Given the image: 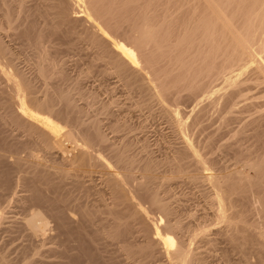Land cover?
Here are the masks:
<instances>
[{"label": "rangeland", "instance_id": "1", "mask_svg": "<svg viewBox=\"0 0 264 264\" xmlns=\"http://www.w3.org/2000/svg\"><path fill=\"white\" fill-rule=\"evenodd\" d=\"M72 1L73 0H0V39L7 49L3 57V63L4 61H7V64H5L6 66L4 65L5 69L7 68L16 72L18 69L19 71L23 72L22 74L31 79L33 81V85L35 84V87H37L38 90L36 94L39 97L43 96V79L37 75V72H35L37 71V67L34 71V64H36L37 61L41 60L42 58H45V54V59L48 62L58 65L59 67H61L62 71L65 70L61 73H56L57 75L53 73L54 76L52 77L50 75L52 79H54L53 77H55V79L57 80L54 79L53 81L51 80V78L50 80L47 78L46 81L48 83L50 81V85L53 84V86H51L52 89L60 90L64 87H69L76 82L74 81L75 78H79L76 89L71 90L73 91L71 92V96L73 97L72 99L74 100L73 102L79 107L76 108L74 106L73 108L70 105L69 108H76L77 111L79 110V113L80 111L84 112L85 110L90 113H85L88 114L85 115L83 112L81 114H77L76 111H67V115H70L69 117H71L72 113H75V115L77 114L79 116L77 119L80 118L81 120L88 121L89 117L92 118V116H94L96 110L95 108L97 106H100L102 103H111L112 101L111 112L115 113H112V115L114 116L104 114V116L106 115L105 118L103 114H99L97 113V111V114H95L97 117L100 116L99 119L101 118L100 120L103 132L106 133L107 137L110 140L115 138L116 140H118V138L120 139L124 136L128 137L130 144H132L129 148V154L134 161V163L132 164V169L134 167L132 173H134V176L137 178H140L142 174H144V176L152 175L153 178H156L155 183L157 184L160 196L166 197L170 202L171 207H173V210L175 209L174 212L176 213L175 215L173 214V218L174 221L177 220L179 222V225H181L180 227L183 229L180 230V235H183L181 238L185 236V238L183 239L188 240V238L191 236L190 234L193 233L192 231H197L198 226L199 228L200 226H203L204 229H208L209 233L208 231H205V233L207 232L205 234L203 233V231L202 234L204 236L198 234V237L195 236L197 237V240H191L192 246L196 250L193 248L191 249H193L195 253L198 252L197 254L200 253L198 257L203 260V263H264V246H262L264 245V242L262 243V241L264 240V236L263 238H260L257 232H255L258 231V225L264 223V193L255 191L251 192L252 194H248V197L246 196L243 198H240L238 194L236 195V192H234L233 190L230 191L229 194H227L228 197L226 196V198L228 200L226 199V204H228L226 212L231 215L230 218L232 217L231 221L233 222H235V220H237L238 222L239 219H242L241 224L242 227L244 226V228H242L241 225H239L240 222H238V224L234 225V227L232 226L231 229V226L230 228L229 226L226 227L227 224L225 222H219L220 220L216 216L217 205L215 202L213 186L208 181L204 182L200 178V175L202 176L209 171L210 173H214L215 175L219 176L223 172H231L241 168L244 174L246 173L248 177L249 175L250 178L254 177L255 172L253 168L240 166V164L236 162L235 159L238 155L236 154L237 152H240L239 154H246V152H251L252 157L257 153H259V155L264 153V143L260 144V140L257 139V130L261 131V135L264 134V125H262L263 122H261L260 128V126H256L257 123H255V120L257 121L264 118V87H261L264 86V83L260 80L259 82L252 81L253 78L243 81L242 85L240 86L242 92L239 93H242V95L236 96V98H233V100L237 99V97L239 96H242V98H240L239 100H235V105H238L234 107L228 105V108L227 106L224 107V102H218L220 100L222 101V98L224 97H221L220 100L216 101V103L218 102V104L209 105V100L201 99L204 97L203 93L201 92H199V94L201 93V95L197 93L198 95L196 94L197 96H192V98L194 99L191 98L192 100L189 101L188 99H190V96H187V91L180 92L179 95L172 98V102H169L171 97H166L167 99L165 98L166 103L167 100H169L167 104L170 103L169 105L173 108L177 106V108L181 112L180 115L182 116V118L185 117L183 118V120L186 119L187 122L188 120H191V117L188 118L187 115H189V110L196 103V101H200L199 107H203L204 110L202 112V116L199 118L201 119V121H196L201 123H197L198 125H195V121L191 122L190 125H192V127L189 125V128L187 127L188 130L186 129V131H189V135L187 133L186 134L190 141L194 142L192 143L194 147L197 146L196 149H199L198 152H203L202 155L204 156V158L206 156L205 159L207 160V164L210 170L204 171L205 173H201L194 168L193 164H191V167L190 165L188 166L186 164L183 165L180 163L181 166L175 165L178 169L181 170V172L180 170L177 171L178 173L176 172V174L175 172H172V169L175 170L176 167L172 165L173 163H171V160L167 159L168 163L166 162L167 160H165L167 157L171 158L170 156L175 153L174 150H177V148L180 149L183 146V139L181 137V134L179 133L175 123L171 121L173 117L171 118V116H168L169 114L167 115V112H164V109H161L163 104L159 103V100H157L156 98H154L153 100L152 98H148L146 96V90H139L138 87L135 88L137 85H131L128 87L125 86L123 81L118 76H115V74L105 76L101 73L102 70L110 67V62L105 64L106 61H110V59L107 57L108 54H110L109 50L104 43L103 44L105 46L101 45L102 47L99 46V49L96 47L99 43L102 44L103 42L99 39L95 45L93 44V40H95L93 29L91 28L90 23H88L89 21L76 19V17L81 14L78 13L80 8H78L75 2ZM69 2L72 3L70 4ZM59 4L60 6H58ZM74 5H76V7ZM71 6L74 7L69 8ZM20 9H23L24 11H21ZM65 10L68 11L69 15L71 14L70 20L61 19V16L65 12ZM90 13L95 16L97 21H103L102 16L98 15L93 10H90ZM98 16L99 18H97ZM102 24L104 25L103 22ZM105 27L108 32L110 29H112L108 28L107 26ZM113 35L115 37L117 36V38H122L123 36L126 37L125 33L116 31ZM126 39L128 38L126 37ZM35 40H37L38 43ZM35 44L40 47L38 48ZM102 49H105V55L104 53L99 54V52L103 51ZM34 50L37 52H33ZM38 50L43 51L42 53H40V51ZM38 53L40 54L38 55ZM97 53L99 55H97ZM33 56H37L38 60L34 58L36 62L32 60ZM103 56L106 58H103ZM99 57H102V59H100ZM49 70L46 71L49 72ZM87 70H90L91 72L84 76V72H86ZM48 72H46V74ZM36 75L39 78H37ZM148 75L150 77L153 76L152 74ZM1 78L2 77H0V150L6 152L7 158L3 162L4 177L2 180L4 181H2V185L5 186L2 187L5 188L2 191L4 192V194L2 196L0 195V200H2L0 201V213H2L1 215H3L2 224H0V253H4L13 264H173L175 261H173V259L171 260L170 257L161 254L158 249L154 251L155 253L152 257L145 253L146 251L144 250V242L146 241V233L148 234V232L147 230H145L146 228L143 229L144 232L140 230L141 228H143L141 227V221L138 222V220L140 219L137 218L136 220V218L127 216V207L125 208L124 205L119 206V209L116 212H114L113 214H109L107 208H110L112 206V197L107 189V186L103 182V173H100V169L102 171V168L100 167L92 168L93 171L89 170L88 176L81 177L83 186L89 189L88 193H86L85 189L83 188H81L80 190L75 187V183L72 177L66 178L65 181L63 180L59 184L58 182H56L58 180L52 175L50 176V178L52 179L53 177V180H47L48 185L46 186L48 190H44V192L37 189L36 191L39 192L35 193H37V196L39 194L38 197L35 196V194L32 199L28 198L24 201V199L20 198L21 200H19V197L30 194V192L25 191L24 188V184H30L27 177H30L31 173L29 172H31L33 167V163H29V155H35V159L40 160L43 164V166L41 167H43V169H46L47 171H50V169H48L46 166L50 167L54 166V163H60V158H58L59 153L57 150L53 149L50 150V152L42 150L34 143L32 138L24 128H22L18 124H14V122H10V120H8L7 122L6 119L2 118L3 113L6 110L5 103H9L8 96L10 95V83L4 77L2 79ZM157 79L158 78L152 77V82L154 84H158L160 79L155 82V80ZM7 82L9 83V86ZM51 82L54 83L51 84ZM219 82L220 80H216L214 82L216 84L213 85H215L216 87ZM57 84L60 85V88L58 89L54 87H58ZM248 85L250 88H246V86L248 87ZM132 86L135 89H133ZM129 87H131L132 90ZM127 88L130 90H128ZM78 90L81 92L90 90L91 92H95L97 95V101L95 100L96 102L94 103L95 105H92L93 102H90V97L88 98L86 97V95L83 96ZM229 91H231V89L227 90V92ZM181 93H184V95L186 94L187 98L184 97V95H182ZM244 96L246 97V99ZM196 97L201 98L197 99ZM149 100L152 101L148 103V106L147 104H142L144 102H148ZM178 100H181V103H178ZM182 100H184V102ZM185 100H187V102H185ZM175 101L178 102L173 103ZM61 102L66 105L68 103H64L65 100H62ZM87 102H89L91 106H88ZM204 105H209L211 109L206 108L207 106L205 107ZM243 106L247 107L244 109ZM60 107L64 109V105L61 104ZM69 108L67 105L68 110ZM206 109H208V111H206ZM242 109H244L245 111ZM187 111L188 113H186ZM223 111L226 112L224 114H221V112ZM228 112H230L231 115ZM204 113H206L207 115H204ZM184 115H186L187 118ZM218 115L222 116L219 117ZM68 116L65 118L70 119ZM166 116H168L169 119ZM223 117L231 119L227 122L228 124H231L230 126L227 125V123L225 125L223 122H221L223 121ZM71 118L72 122L76 119H74V116ZM252 119L253 121H251ZM59 120L63 121V119ZM81 120L75 121L80 122ZM113 122L121 124L122 126L125 123V126L127 127L128 125L129 127L126 129V127L124 126L125 131L129 129L130 130L126 131V133H123L121 131H124L122 130L124 127H121V129L118 127V129H116V131L114 130L113 132L108 127L111 124H114ZM193 124L195 127L193 126ZM254 126L258 129H256ZM252 130L256 131L253 132ZM240 132L242 133L238 134ZM242 135H244V138ZM236 136H240V138L243 139L240 140V138L238 139ZM262 138L264 141V137ZM206 149L207 151H205ZM181 150L180 154H182V156H185V152L183 153L181 152ZM97 153H100V151ZM15 158H17L18 161L21 162L19 166H17V171L12 169L13 166L11 167ZM35 159H32V161H34ZM144 167H146L148 171L145 170ZM112 170L114 171L115 169L112 168ZM188 171L191 172L188 173ZM174 173L176 175H174ZM189 174H194V176L196 175L195 177H197L198 179H191V177H189ZM22 177L25 178V180ZM194 180H196L195 183ZM197 180L199 183L197 182ZM11 181L13 183H11ZM260 197L262 201L259 199ZM141 199L146 202H143L144 205ZM140 201L142 205L141 208H146L144 209V212L147 213V215L150 216L152 220H154L153 218L157 216V213H154V208L150 209V203L147 199L140 198ZM75 204H80L81 207L86 208L85 216H82L77 212V209L74 206ZM236 205L239 208H237ZM68 208L72 209V211L68 210ZM35 209L42 210V212L46 214V217L49 220V228H47V230H45L42 234L39 233L38 235L32 234L30 228H28L25 224L26 219ZM64 209L67 210L65 211L68 214H66ZM259 209H262L263 211ZM156 211L157 210L155 209V212ZM151 214H154V216ZM232 214L234 216H232ZM61 216H66L67 218L64 217V219H61ZM114 217L124 218L127 223L124 224L126 226L124 227V225H122L119 227H115L114 223L117 219ZM68 219L70 221L72 220V222H69ZM81 219L84 221L81 222ZM243 221H246V224L244 223L243 225ZM59 223H61V225L64 224L63 227ZM255 224H258V227ZM247 225L250 227L251 225L254 226V230H252L253 227H251L250 229ZM64 227H68V229H65ZM112 227L115 228L113 229ZM262 227L264 230L263 224L259 229H262ZM123 228L128 231L122 230ZM233 228L243 231L239 232L240 230H237L238 233H236V229L233 230ZM188 229L190 230V232ZM103 230H105V234L102 232ZM231 230L234 232H232ZM251 230L253 231V235L255 234L254 236L257 239L254 238L253 235V237L251 236ZM219 232H221V234ZM239 234H242L243 238ZM70 236H73L74 238ZM234 238L236 241L234 240ZM252 238L254 239L252 240ZM244 239H246L247 242H243L246 241ZM239 242L240 244H238ZM241 247H244V249H241ZM259 248L262 250H260ZM245 249L247 250V252ZM146 256L148 259L146 258Z\"/></svg>", "mask_w": 264, "mask_h": 264}, {"label": "bare ground", "instance_id": "2", "mask_svg": "<svg viewBox=\"0 0 264 264\" xmlns=\"http://www.w3.org/2000/svg\"><path fill=\"white\" fill-rule=\"evenodd\" d=\"M73 1L77 5V7L80 8L79 12L78 11L77 12L81 13L76 17V19L89 21L88 23H90V26L93 29L95 40L97 39L96 41L93 40L94 41L93 44L95 45L99 39L103 42L102 44L99 43L96 47L98 48L99 46L102 47L106 45V47L109 50L110 54H108L107 57L110 59V61L109 60L106 61L105 64L110 62L109 63L110 67L102 70L101 73L105 76L115 74V76H118L123 81L125 86L128 87L131 85L134 86L137 85L135 88L138 87L139 90H146L147 92L146 96L148 98H152V100L154 98L159 100V103L163 104L161 109H164V112H167V115L169 114L168 116H171V118L173 117L171 121L175 123L179 133L181 134V137L183 139L182 140L183 146L180 149L177 148V150H174L175 151V153H173L174 155L172 154L173 156L171 155L170 156L171 158L167 157L165 160L170 159L171 163H173L172 164L173 166L175 165L181 166V164L183 165L186 164L188 166L189 165L191 166V164H193L194 168L201 173L202 172L205 173L204 171L207 170L209 171L210 168L207 164V160L205 159L206 156L204 158V156L202 155L203 152L202 153L198 152L199 149H196L197 146L194 147V145L192 144L194 142L190 141V139L187 137L189 131H186L187 127L189 128L191 122L195 121L196 124L195 123L194 124L198 125L197 123L199 122L196 121L197 120L201 121V119L199 118L202 116V112L204 110L203 107L201 106L199 107L200 101H196V103L193 102L195 104L190 108L189 113L188 111L186 112L189 114V115L186 114L188 118L191 117L190 118L191 120L190 121L188 120L187 122L186 119L183 120V118L185 117L182 118V116L180 115L181 112L179 111L177 106L173 108L172 106L169 105L170 103L167 104L169 100H167V103L165 100L171 97L169 102H172V98L179 95L180 92L187 91L186 93L187 96H190V99H188L189 101L194 99L192 98V96H197L199 92H201L203 93L204 97L203 98L196 97V98L209 100L208 101L209 105L218 104V102L219 103L224 102V107L227 106L228 108L229 107L228 105L234 107L238 105V104L235 105V100H239L240 98H242V96H239L237 97V99L233 100V98H236V96L242 95V93L241 94L239 93L242 92L240 86L242 85L243 81L253 78L255 80L252 79V81L259 82L260 80L261 82L264 83V0H84V1L73 0ZM72 2L69 3L71 4ZM76 5L74 6L76 7ZM58 6H60V4ZM65 6H66V1H65ZM74 6H71L69 8H73ZM90 10H93L98 15L102 16L103 21L101 22L97 21L95 16H93L90 13ZM70 15L68 11L65 10L63 15L61 16V19L70 20L71 17ZM97 18H99V16ZM102 22L104 23V25L102 24ZM105 26H107L108 28H112L110 29L112 31L109 30L108 32ZM115 31L120 33L121 32L125 33L128 39H126V37L123 35L122 36L125 38L123 37L117 38V36L115 37L113 35ZM35 41L37 42V40ZM36 46L38 47V45ZM6 50H7L6 47L4 46V44L0 39V77L2 78L4 77L10 83V95L8 96L9 103L7 102L5 103L6 110L4 111L2 118L6 119L7 122L8 120H10V122H14V124H18L19 126L24 128L29 134V136L32 138L34 143L37 146H39L42 150L46 152H50V150L53 149L57 150L59 153L58 158H60V163H54V166H50V167L46 166L48 169H50V171L49 170L47 171L46 169H43V167H41L43 166V164L40 160L35 159V155L33 154L29 155V159L31 160V161L29 160V163H33V167L31 172H29L31 173L30 177H27L30 184L28 183L24 184V188L25 191L30 192V194L23 197L22 196L19 197V200L24 199L25 201L28 198L32 199V197L35 194H36L35 196H37V193L39 191L48 190L46 186L48 185L47 180L48 181L53 180V177L52 179L50 178V176L52 175L54 176V178L58 180L56 182H58L59 184L63 180L65 181L66 178L72 177L75 183L74 186L80 190L81 188H83L85 189V192L88 193L89 189L83 186L81 177L88 176L89 170L93 171L92 168L100 167L102 168L103 171L102 172L100 169V173H103L102 174L103 182L107 186V189L112 197V204H111L112 206L110 208L109 207L107 208L109 214H113L119 209V206L124 205L125 208L127 207L128 217L130 216L136 218V220L137 218L140 219L138 220V222L141 221L142 225H144V226L141 225V227L143 228H141L140 230L144 232L143 229L146 228L145 230H147L148 232V234L146 233V241L145 242L143 241L145 244V248H144V250L146 251L145 253H147L150 257H152L153 254L155 253L154 251L158 249L161 252V254L170 257L171 260L173 259V261H175L174 262L175 264H204L203 260L198 257L200 253L197 254L198 252L195 253V251L193 250L195 248H193L191 240L196 239L198 237L197 236L198 234L202 236L203 235L202 232L204 231L203 233H205V231H208V229L206 227H205L206 229H204L203 226H200L201 228L200 229L198 226L199 230L196 227L197 231H192L193 233L190 234L191 236L188 238V240L183 239L185 238V236L181 238L183 235L182 236L180 235L181 234L180 230L183 229L180 227L181 225H179V222L177 220L174 221L173 214L175 215L176 213L174 212L175 209L173 210V207H171V204L166 197L160 196L159 190L157 188V184L155 183L156 178H153L151 174H148L151 176H144V174H142L140 178H137L134 176V173H132L134 169V167L132 169V164L134 163V161L132 160L129 154V148L131 147L132 144H130L128 137L124 136L125 135L124 134L123 135L124 137L122 136L123 138L120 139L118 138V140H116V138L114 137L115 139L110 140L107 137L106 133L103 132L101 120H100L101 118L99 119L100 116L97 117L95 114L99 113V114H103V116L104 114L112 115L113 113L111 112L112 101L111 103L108 101L109 103H102L100 106H97L95 108L96 110L94 109L95 110L94 116H92L91 114L92 118L89 117L88 121L81 120L80 118L77 119L79 117L77 114H81L83 111L82 112L80 111V113L79 110L77 111L76 108L79 106H77V104L76 105L74 104L73 102L74 100L72 99L73 97L71 96L72 95L71 92L73 91L71 90L76 89L79 78H75L74 81L76 82L69 87H64L60 90L52 89L51 86H53L52 83L54 82H51L52 85H50V81L49 83L46 81L47 78L50 80V78L54 76L53 73L55 74L61 73L65 70L62 71L61 67H59L58 65L48 62L45 59L46 58V54H45V58H42L41 60L37 61L36 64H34L35 65L34 71L35 68L37 67V71L35 72H37V75L43 79V87H42L43 96L39 97L36 94L38 90L37 87H35V84L33 85V81L31 79L27 78L26 76H24V74H22L23 72L19 71L18 69L17 72L14 70H9L7 68L5 69L4 65L7 64V61H4L3 63V59H4L3 57L4 54L6 53ZM102 50L103 51L99 52V54L104 53L105 49ZM42 51H40V53H42ZM33 52H37V51L34 50ZM40 53H38V55ZM99 54L97 53V55ZM34 56L32 60L36 62L35 59H37V56L36 57ZM103 58L106 57L103 56ZM100 59H102V57ZM46 70H49V72ZM87 71L84 72V76H86L91 72L90 70ZM46 72L48 73L46 74ZM148 74H152L153 76L150 77ZM152 77L160 79L159 83L154 84L152 82ZM53 78L55 79V77ZM54 79L51 78V80L53 81ZM158 79L155 80V82H157ZM216 80H220V82L218 83V85L219 84L220 85L219 86L217 85L215 87V85L213 84H216L214 83ZM59 86L60 85H58V87L57 86L54 87L58 89L60 88ZM135 88L133 87V89ZM246 88H250L249 85L248 87L246 86ZM228 89H231V91L227 92ZM201 93L199 95H201ZM81 94L83 96L86 95V97L88 98L90 97L91 99L90 102L91 103L93 102L92 105H95L94 103L97 101L96 99L97 95L95 92H91L90 90V91H83L81 92ZM181 94L184 95V93ZM186 94L184 95V97H186ZM221 97H224L222 98V101L220 100ZM62 100H65L64 103L68 102L67 103L68 108L70 107V105L73 108L74 106L76 108L75 109L69 108L68 110L67 105L61 102ZM217 100H220L221 102L218 101L216 103ZM151 101L149 100L148 102L146 103L144 102L142 104L143 105L147 104L148 106V103H150ZM178 101H175L173 103H176ZM182 101L184 102V100ZM185 102H187V100H185ZM60 103L64 105V109L60 107L61 106ZM87 103L89 106L90 103L89 102ZM178 103H181V100ZM209 105H206L207 107L205 105L204 106L206 108L211 109ZM246 107L247 106H245L244 109ZM67 111L68 112L76 111L77 116L75 115V113L74 114L72 113L73 115L71 113L68 114H71V117L74 116V119L76 118L75 120L77 121L81 120V121L76 122L74 120L72 122V118L69 117L70 115L69 116L67 115ZM206 111H208V109H206ZM225 112L223 111L221 112V114L222 113L224 114ZM83 113L84 114L88 113V111L85 110ZM228 113L230 114V112ZM205 114L206 113H204V115ZM66 115L71 120L65 118L67 117ZM168 116L166 117L168 118ZM218 116L221 117L222 115L221 116L218 115ZM59 119H63V121L61 120L62 121L61 122ZM253 119L251 121H253ZM230 120L231 119L229 118L223 117V121L221 122H223L226 125V123ZM261 122H263L262 125H264V118L257 121L255 120V123H257L256 126H260ZM247 124H251V123H247ZM227 125L230 126L231 124L227 123ZM124 126L125 123L123 126L121 124L114 123L108 127L111 129V131L114 132V130L116 131L118 127L121 129V127ZM190 126L192 127V125ZM125 127L122 129L124 131L121 132L126 133V131L130 130L129 129L125 131ZM127 128H129L128 125L126 129ZM255 128L258 129L257 127ZM252 131L254 132L256 130H252ZM242 132L238 134H241ZM242 136L244 138V135ZM262 137H264V134L261 135V131L257 130V139L260 140L261 142V143L259 142L260 144L264 143ZM237 138L239 139L240 136ZM243 138H240V140ZM98 150L100 151V153H97L99 152ZM180 150L183 153L185 152L184 153L185 156L184 155L182 156V154H180ZM205 151H207V149ZM239 153L240 152L236 153L238 154L235 159L236 162H238L240 166H244V167L247 166L249 168H253L255 172V175L253 174L254 177L250 178V175L248 177L246 173L244 174L242 168L238 170L233 169L234 171L231 172H223L219 176L215 175L214 173H210V171L206 174H203L202 176L200 175V178L204 182L208 181L209 183H211V185L214 188L213 190L214 197L217 205L216 216L220 220L219 222L221 221L225 222L227 224L226 227L229 226L230 228L231 226V229L232 226L234 227V225L238 224V222H240L239 225H241L242 227L241 224L242 219L241 220L239 219L240 221L238 220V222L237 220H235V222L231 221L232 219V217L230 218L231 215L226 212L227 204H228V203L226 204V199H227L226 196L228 197L227 194H229L230 191L233 190L234 192H236V195L238 194L240 198L241 197L243 198L246 197L248 194H252L251 192H255V191L256 192L260 191L264 193V153L259 155V153L256 152L257 154L254 153L256 155L253 154L254 155L253 157L251 152H246V154H239ZM6 158H7L6 152L0 150V195L1 196L4 194L2 190H4L5 188L2 187L5 186L2 185V181H4L2 179L4 177L3 162L6 160ZM32 159L35 160L32 161ZM168 160L166 161L167 163ZM20 163L21 162L18 161L17 158H15V160L11 165V167L13 166L12 169L17 171V166H19ZM177 166H175L176 167L175 170L172 169V172L176 173L177 171L180 170L177 168ZM112 168H114L115 170L113 171ZM144 168L145 170L148 171L146 167ZM189 172L191 171H188V173ZM175 173L174 175H176L178 172L176 174ZM194 174H189V177H191V179H196L197 177H195L196 175L194 176ZM23 179L25 180V178ZM12 181L11 183H13ZM195 181L196 180H194V183ZM37 189H39L38 192L36 191ZM140 198L147 199L148 202L150 203V209L154 208V213H157L156 214L157 216L153 218L154 220H152L151 217L144 212V209L146 208L144 209L141 208L142 207L141 201L142 203L143 202L146 203V202L143 201L142 199L140 201ZM259 199L262 201L261 197ZM74 206L77 209V212L80 213V215L85 216V210H86L85 207H81L80 204H75ZM155 209L157 210L156 212ZM262 209L259 210L263 211ZM65 210L66 209H64V211ZM68 210L72 211V209L70 208H68ZM1 214L2 213H0V224H2V216H3ZM66 214L68 213L66 212ZM233 214L232 216H234ZM151 215L154 216V214ZM64 217L61 216V219L62 218L64 219ZM114 218L117 219L115 220L114 223L115 227H119L124 224H127L124 218L121 217L119 218L114 217ZM68 221L72 222V220L70 221L69 219ZM82 221L84 220L81 219V222ZM245 222L243 221V225ZM25 224L28 228H30V231L34 235H38L39 233L42 234L45 230H47V228H49V220L46 217V214L42 212V210L40 209L33 210L29 215V217L26 219ZM59 224L61 225V223ZM262 224L264 225V223ZM262 224L260 225L257 224V225L260 228ZM63 225L61 226L63 227ZM125 226L126 225H124V227ZM248 227L250 229L251 227H253L252 230H254L255 228L252 225L251 227L250 226ZM64 228L68 229V227H64ZM242 228H244V226ZM259 228H257L258 231L255 232H257L260 238H263L264 236L263 227L262 229ZM234 229L236 228H233V230ZM122 230L128 231L125 230V228H123ZM237 230L239 231L240 229H236V233H238ZM104 231L105 230H103L102 232L104 233ZM242 231L240 230L239 232ZM219 233L221 234V232ZM251 233L252 236L253 231ZM240 236H242L243 238L242 234ZM254 238L256 237L254 236ZM254 238H252V240ZM240 242L238 244H240ZM243 242H247V240ZM263 242L264 240L262 241V243ZM242 248L244 249V247H241V249ZM0 264H13V263H11L10 260L7 258V256L1 252Z\"/></svg>", "mask_w": 264, "mask_h": 264}]
</instances>
